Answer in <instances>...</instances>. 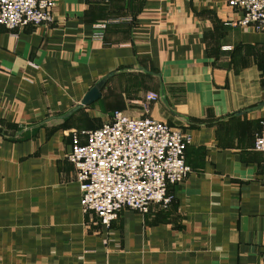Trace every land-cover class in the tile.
<instances>
[{"label": "crops", "instance_id": "crops-1", "mask_svg": "<svg viewBox=\"0 0 264 264\" xmlns=\"http://www.w3.org/2000/svg\"><path fill=\"white\" fill-rule=\"evenodd\" d=\"M227 1L57 0L50 23L0 25V264H264V31ZM115 110L189 135L191 172L107 225L67 154Z\"/></svg>", "mask_w": 264, "mask_h": 264}, {"label": "built area", "instance_id": "built-area-1", "mask_svg": "<svg viewBox=\"0 0 264 264\" xmlns=\"http://www.w3.org/2000/svg\"><path fill=\"white\" fill-rule=\"evenodd\" d=\"M56 2L0 0V25L11 30L50 23ZM227 3L240 11L235 24L264 31V0ZM95 27L102 32L105 23ZM101 32L93 37L100 38ZM158 98L155 91L145 94L146 102ZM189 144V135L165 121L133 118L120 110L113 111L100 127L74 131L67 158L76 171L83 211L95 213L109 225L123 208L146 213L154 204L167 207L171 201L168 186L182 182L191 172L185 158ZM253 148L264 153V120L254 134Z\"/></svg>", "mask_w": 264, "mask_h": 264}, {"label": "water", "instance_id": "water-1", "mask_svg": "<svg viewBox=\"0 0 264 264\" xmlns=\"http://www.w3.org/2000/svg\"><path fill=\"white\" fill-rule=\"evenodd\" d=\"M113 74L109 73L108 75L104 76L103 78H101L99 81H97L95 83V85H93V87H91L87 93L84 95V97L82 98L80 104L76 105L72 110H70L66 115L71 114L73 111H75L77 108H80L84 105H88L91 104L93 101H95L99 96H100V91L104 85V83L106 82V80ZM264 105V101L262 103H260V106Z\"/></svg>", "mask_w": 264, "mask_h": 264}]
</instances>
